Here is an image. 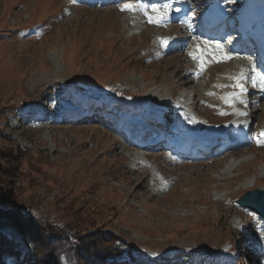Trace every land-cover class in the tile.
Instances as JSON below:
<instances>
[{"label": "rangeland", "instance_id": "rangeland-1", "mask_svg": "<svg viewBox=\"0 0 264 264\" xmlns=\"http://www.w3.org/2000/svg\"><path fill=\"white\" fill-rule=\"evenodd\" d=\"M205 1L194 0L187 30L176 22L148 23L142 12L120 11L119 2L0 0V112L7 113L0 118V135L26 150L13 148L1 163L2 209H28L45 224L57 217L68 223V209L83 211L73 220L82 235L96 229L113 233L150 256L175 259L187 252L193 264H264V254L251 260L252 238L264 240V220L235 202L264 186V146L255 143L264 130V91L252 86L259 72L251 71L250 55L240 52L235 33L224 28L241 14L245 21L262 15L264 0L255 7L251 0H228L227 21L212 39L196 29L197 5ZM171 30L183 37V46L163 53L157 38ZM205 41H218L239 59L209 64L198 77L188 52ZM241 68L249 76L242 108L247 115H237L250 127L243 146L205 157L152 151L153 162L128 141L127 125L153 112H168L183 134L199 129L201 121L215 133L227 128L236 115L219 96L232 89L214 85L232 84L226 74ZM103 102L126 107L127 125L101 123L104 116L95 113ZM77 107L79 120L66 121ZM235 160L239 165L227 171L224 163ZM65 251L59 258L49 252L48 258L79 264L76 245Z\"/></svg>", "mask_w": 264, "mask_h": 264}, {"label": "trees", "instance_id": "trees-1", "mask_svg": "<svg viewBox=\"0 0 264 264\" xmlns=\"http://www.w3.org/2000/svg\"><path fill=\"white\" fill-rule=\"evenodd\" d=\"M106 49L109 51L110 48ZM71 89L73 87L67 86L68 91ZM0 118L6 119L7 113L0 112ZM5 140H9L8 135H0V166L13 148L26 151L21 145L12 147ZM10 208L0 207V264H55L57 260L48 258L49 252H54L59 258L72 245L77 246L79 264H172V260L177 261L173 264H193L187 252H181L175 259L173 255L159 253L150 256L153 253L149 254L127 240L99 229L82 235L84 231L73 220L86 214L83 211L77 213L68 209V223L60 222L57 217L51 220L52 223L45 224L38 214L28 209ZM16 237L21 239V243L18 244ZM62 238L65 239L64 244Z\"/></svg>", "mask_w": 264, "mask_h": 264}, {"label": "snow or ice", "instance_id": "snow-or-ice-1", "mask_svg": "<svg viewBox=\"0 0 264 264\" xmlns=\"http://www.w3.org/2000/svg\"><path fill=\"white\" fill-rule=\"evenodd\" d=\"M150 8L152 15H150L148 11L149 5H145L143 3H124L120 6V11H128L131 13L143 12V14L147 17V22L157 26H164L166 22L170 19V13L173 11L172 5L169 3H165L163 5L152 4ZM175 11L179 12L180 9L176 8ZM181 23H183V21H181ZM187 26L191 28L190 23H188ZM157 39L160 45L166 48L169 46V41L172 38L158 37ZM204 45L205 47L202 50H199V46H197L198 51L188 52V55L197 64L198 70L196 72V75L198 77L203 74L209 64H220L231 61L234 58L239 59V57H234L233 54L227 51L224 46L218 41H205ZM208 45L212 46L211 51L207 47ZM251 71L253 73H256V69L254 66L252 67ZM226 78L233 81V83L229 85L217 84L214 85V87L231 88L233 89V91L219 96V99H221L226 105L232 107L233 114L239 116H246L247 112L237 109L235 105L239 103L247 107V89L244 86V82L249 79L248 74L243 68H241L236 74H226ZM251 83L253 87H258L261 91H264V74L253 75L251 77ZM207 95L212 96L215 95V93L208 92ZM220 114L227 115L228 113L221 111ZM190 122H197L196 117H191ZM262 138H264V130H262L259 135L255 138V143L257 144V146H264V139Z\"/></svg>", "mask_w": 264, "mask_h": 264}, {"label": "bare ground", "instance_id": "bare-ground-1", "mask_svg": "<svg viewBox=\"0 0 264 264\" xmlns=\"http://www.w3.org/2000/svg\"><path fill=\"white\" fill-rule=\"evenodd\" d=\"M173 1V3L172 4H175L174 3V1H176V2H179V0L177 1V0H172ZM188 1H191V0H188ZM256 0H253V2H255ZM169 3H170V1H168ZM130 3H132V2H130ZM133 4V3H132ZM173 8V11L170 13V14H172L174 11H175V9L176 8H179V9H181L182 10V12H186L187 11V8H184V9H182V7H181V3H178V4H176L174 7H172ZM149 10V9H148ZM126 12H128V11H126ZM129 13H131V12H129ZM135 14H138V12H136ZM149 14L150 15H152V12L149 10ZM171 23V22H170ZM168 24V23H167ZM166 26H168V25H166ZM228 28V29H230V30H232L233 29V25L231 24V22H228L227 24H224V28ZM176 29V28H175ZM165 30V29H164ZM223 30V29H222ZM220 31V30H219ZM203 48L201 47V46H199V50H202ZM196 51H198V48L197 49H195L193 52H196ZM57 59V58H56ZM240 61V60H239ZM239 64V63H238ZM238 64H236V65H238ZM241 64V63H240ZM239 66H242V65H239ZM238 66V67H239ZM237 68V67H236ZM238 69V68H237ZM182 98V97H181ZM183 100V99H182ZM186 100V99H185ZM235 107L236 108H238V106H237V104L235 105ZM75 110H76V108H75ZM202 122V121H201ZM201 122H197V124L198 125H200L201 124ZM232 122V124L234 125V127H235V129H236V133L234 134V141H236L237 139H243L244 138V136H245V134H244V130H245V124L241 121V119L236 115V116H234V119L231 121ZM196 126V125H195ZM195 128V127H194ZM192 130H194V129H192L191 128V131ZM190 131V130H189ZM189 133V132H188ZM238 155V154H237ZM236 161H238V160H235V161H230V162H228V163H226L225 164V166H226V170L228 171V170H232V169H234L236 166H238L237 164H239V163H237L236 164ZM224 166V167H225ZM256 183V179H253V180H250V181H246L245 182V185H244V187L246 188V187H250V186H253L254 184ZM3 186V185H2ZM264 186H262V188H263Z\"/></svg>", "mask_w": 264, "mask_h": 264}, {"label": "water", "instance_id": "water-1", "mask_svg": "<svg viewBox=\"0 0 264 264\" xmlns=\"http://www.w3.org/2000/svg\"><path fill=\"white\" fill-rule=\"evenodd\" d=\"M235 202L238 206L256 213L264 220V187L245 191Z\"/></svg>", "mask_w": 264, "mask_h": 264}]
</instances>
